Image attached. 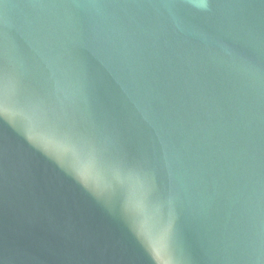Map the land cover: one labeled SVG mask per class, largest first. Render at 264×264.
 Here are the masks:
<instances>
[{"label":"water","instance_id":"1","mask_svg":"<svg viewBox=\"0 0 264 264\" xmlns=\"http://www.w3.org/2000/svg\"><path fill=\"white\" fill-rule=\"evenodd\" d=\"M0 264H264V0H0Z\"/></svg>","mask_w":264,"mask_h":264}]
</instances>
